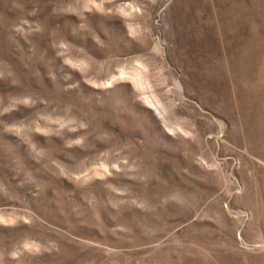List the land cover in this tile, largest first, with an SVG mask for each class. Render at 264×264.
I'll use <instances>...</instances> for the list:
<instances>
[{
    "label": "rangeland",
    "instance_id": "obj_1",
    "mask_svg": "<svg viewBox=\"0 0 264 264\" xmlns=\"http://www.w3.org/2000/svg\"><path fill=\"white\" fill-rule=\"evenodd\" d=\"M0 264H264V0H0Z\"/></svg>",
    "mask_w": 264,
    "mask_h": 264
}]
</instances>
